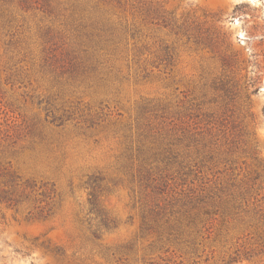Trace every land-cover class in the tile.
Here are the masks:
<instances>
[{
	"label": "rangeland",
	"instance_id": "1",
	"mask_svg": "<svg viewBox=\"0 0 264 264\" xmlns=\"http://www.w3.org/2000/svg\"><path fill=\"white\" fill-rule=\"evenodd\" d=\"M0 264H264V0H0Z\"/></svg>",
	"mask_w": 264,
	"mask_h": 264
},
{
	"label": "trees",
	"instance_id": "2",
	"mask_svg": "<svg viewBox=\"0 0 264 264\" xmlns=\"http://www.w3.org/2000/svg\"><path fill=\"white\" fill-rule=\"evenodd\" d=\"M2 197H3L4 199H7V196H6V195H2Z\"/></svg>",
	"mask_w": 264,
	"mask_h": 264
}]
</instances>
